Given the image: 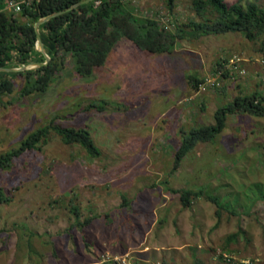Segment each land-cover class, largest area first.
<instances>
[{"label": "rangeland", "instance_id": "obj_1", "mask_svg": "<svg viewBox=\"0 0 264 264\" xmlns=\"http://www.w3.org/2000/svg\"><path fill=\"white\" fill-rule=\"evenodd\" d=\"M132 2L172 32L201 20L193 0L172 10L166 0ZM263 37L185 35L162 54L127 40L90 78L68 63L47 91L30 95L14 77L0 103V156L52 124L86 128L100 154L52 128L41 148L0 170L9 197L0 200V264H264V116L228 115L172 171L185 132L215 124L216 109L238 95L264 97ZM235 61L243 74L231 73ZM220 64V87H194L190 75L206 80ZM183 189L199 197L185 206Z\"/></svg>", "mask_w": 264, "mask_h": 264}, {"label": "trees", "instance_id": "obj_2", "mask_svg": "<svg viewBox=\"0 0 264 264\" xmlns=\"http://www.w3.org/2000/svg\"><path fill=\"white\" fill-rule=\"evenodd\" d=\"M81 1L83 0H26L22 10L15 13L8 10L5 0H0V67L13 68L31 62H45L43 53L37 47L36 22ZM166 2L168 8L172 10L175 0ZM193 2L201 20H193L189 30L178 26L174 32L156 18L137 14L132 0H100L98 4L91 0L52 17L39 26L50 61L35 69L18 72L0 71V103H3L4 95L13 91L16 76L23 77L21 91L26 95L47 91L56 78L64 74L68 63L72 64V70L76 74L90 78L98 67L106 64L112 51L123 41H131L141 50L162 54L172 52L177 38H183L185 35L204 36L240 32L250 40L264 36V5L256 2L242 5L240 2L228 0ZM261 43L260 50L264 55V37ZM219 69L221 64L218 65ZM225 72L219 76L220 80L226 76ZM230 77L229 75L228 78ZM190 80L196 88L205 81L196 75H190ZM263 101L264 97L256 92L238 95L216 109L215 124L193 127L185 132L182 144L176 150L172 171L179 169L182 160L199 142L212 141L220 134L228 115L243 112L258 117L264 116ZM52 128L66 144H79L92 156L100 154L86 128L52 124L31 133L18 149L1 155L0 170L12 167L15 157L41 148L40 143L48 141ZM180 193L185 206L190 204L193 196L199 197L200 194L189 189H183ZM260 197L264 199V193ZM0 200H9L2 185ZM212 200L220 206L216 198L213 197ZM75 213L76 220L79 221L81 214L77 209ZM91 220L92 218L87 219L83 224L87 225Z\"/></svg>", "mask_w": 264, "mask_h": 264}, {"label": "built area", "instance_id": "obj_3", "mask_svg": "<svg viewBox=\"0 0 264 264\" xmlns=\"http://www.w3.org/2000/svg\"><path fill=\"white\" fill-rule=\"evenodd\" d=\"M7 7L9 8L10 11H13L15 13H19L22 10L23 3L26 2V0H5ZM95 2L98 4L100 0H95ZM38 43V42H37ZM38 47V45H37ZM238 61H235L232 63V71L231 73H244L243 69H240V65L237 63ZM236 69V70H235ZM224 71L219 69L217 71L216 76L214 77H209L206 79L203 83L200 84L199 88L203 91L208 90L210 88H217L222 85V80L219 79V76L223 73ZM231 76V75H230ZM230 79H234V76H231Z\"/></svg>", "mask_w": 264, "mask_h": 264}, {"label": "water", "instance_id": "obj_4", "mask_svg": "<svg viewBox=\"0 0 264 264\" xmlns=\"http://www.w3.org/2000/svg\"><path fill=\"white\" fill-rule=\"evenodd\" d=\"M87 1H91V0H83V1H81V2H79L77 4H75V5L71 6L68 9H65V10L50 14V15L44 17L43 19L39 20L38 22H36L35 29H36V33H37L38 49L43 53V55H44V57L46 59L45 62H43V63L42 62H31L29 64H24V65H22L20 67H13V68L12 67H9V68L0 67V71L18 72V71H24V70H29V69H35L37 67H40L42 65L47 64L50 61V56L48 55V53L45 50V46H44L43 40H42L40 32H39V26L42 23H44V22L48 21L49 19H51L52 17L57 16V15L63 13V12H66L67 10H70V9L78 6L79 4L87 2Z\"/></svg>", "mask_w": 264, "mask_h": 264}, {"label": "crops", "instance_id": "obj_5", "mask_svg": "<svg viewBox=\"0 0 264 264\" xmlns=\"http://www.w3.org/2000/svg\"><path fill=\"white\" fill-rule=\"evenodd\" d=\"M8 10H9V8H8Z\"/></svg>", "mask_w": 264, "mask_h": 264}]
</instances>
